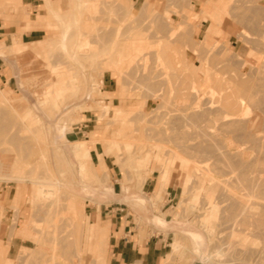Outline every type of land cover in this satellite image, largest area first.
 I'll list each match as a JSON object with an SVG mask.
<instances>
[{
  "label": "rangeland",
  "instance_id": "obj_1",
  "mask_svg": "<svg viewBox=\"0 0 264 264\" xmlns=\"http://www.w3.org/2000/svg\"><path fill=\"white\" fill-rule=\"evenodd\" d=\"M61 2L19 6L45 28L0 14V41H23L0 49V264H111L114 223L153 264H264L245 188L264 178V0Z\"/></svg>",
  "mask_w": 264,
  "mask_h": 264
},
{
  "label": "crops",
  "instance_id": "obj_2",
  "mask_svg": "<svg viewBox=\"0 0 264 264\" xmlns=\"http://www.w3.org/2000/svg\"><path fill=\"white\" fill-rule=\"evenodd\" d=\"M5 1L9 2L10 5L7 8L2 7L0 5V14H2L3 16H7V15L11 16V18H18L19 17V10H22L23 22L21 23V26H22L21 30L29 29L32 27H44V28L46 27L44 25V23H41L38 21V17L42 14L38 13L36 18H29L26 10H23V9H21V7H19L22 4V2L29 3L30 5H35L38 3V0H5ZM61 1L62 0H42L43 5L45 7L46 15L51 10H56L57 8H59V6H57L55 4L58 3L59 5H61V3H62ZM7 9L10 10L11 13H7ZM31 31H33V29L29 30V32H31ZM19 32L20 31L18 30L16 33L19 34ZM66 34H67V31L63 35L62 44L64 46H65V35ZM21 43H23V41L18 39L17 36L12 35L11 41L8 44H3L0 41V49L8 48L12 45H13V49H18V48H21V46L18 45ZM105 137L106 136H105L103 131H96V132H94L92 138H90L88 140H84V141L87 143H90L91 145H94L95 142L101 141ZM79 142H82V141H79ZM86 146L88 147V154H87V156H88V155H90V151H89L90 146H88V145H86ZM111 149H112L111 147L108 148V150H111ZM98 154H96V155L98 157V162H100L99 166H101L102 164L105 166L104 174H106L107 166L103 161V152L98 151ZM146 159H147V156H145V160ZM149 159L150 158H148V161H149ZM160 174H161V171H160ZM160 174L158 176V179L160 182V187H159V190L157 192H155V198H158L160 196L161 190L164 189V187L168 181V176H166L165 179L160 180ZM113 228H114V231L116 233L112 239V248H111V257H110L111 258V264H126V263L128 264V263L134 262L137 259H139L141 262H143V264H153V262L155 261V258H156V253H155V249H151V250L149 249L148 241L145 242L144 245L139 247L137 245L136 240L134 238H131L129 235L126 234V232L124 231V226L120 230V227L114 223ZM88 229L89 230L92 229L95 232H98L101 229H106L107 232H109L108 226L102 225L99 223H96V224L88 227ZM87 245H88L87 247L90 250H92V252H93V250H94L93 245L91 243H88ZM159 262H158V264H159Z\"/></svg>",
  "mask_w": 264,
  "mask_h": 264
},
{
  "label": "bare ground",
  "instance_id": "obj_3",
  "mask_svg": "<svg viewBox=\"0 0 264 264\" xmlns=\"http://www.w3.org/2000/svg\"><path fill=\"white\" fill-rule=\"evenodd\" d=\"M262 9H263V8H262ZM262 9H261V10H262ZM261 14H262V13H261ZM261 45H262V44H261ZM260 48H261V47H260ZM261 49H262V48H261ZM261 61H262V60H261ZM262 63H263V62H262ZM262 63H261V64H262ZM263 64H264V63H263ZM263 64H262V65H263ZM262 65H261V66H262ZM258 66H259V65H258ZM261 66H260V67H261ZM263 66H264V65H263ZM263 66L261 67V69L264 68ZM253 68H254V67H253ZM254 69H255V68H254ZM261 69H260V70L258 69V72H259L260 74L262 73L261 71L264 70V69H263V70H261ZM246 71H247V69H246ZM245 74H246V73H245ZM257 74H258V73H257ZM263 74H264V71H263V73H262L261 75H263ZM252 75H253V73H252ZM259 76H260V75H259ZM259 76H258V78H259ZM263 76H264V75H263ZM248 77L250 78L249 75H248ZM252 77H253V76H252ZM250 79H251V78H250ZM253 79H254V78H253ZM256 79H257V78H255V80H256ZM259 79H260V80L257 79V80L259 81L258 84L261 86L262 84H264V81L262 82V80H264V77H263V79H261V78H259ZM260 83H262V84H260ZM250 84H251V83H250ZM255 84H256V83H255ZM255 84H254V85H255ZM258 84H257V85H258ZM257 85H256V86H257ZM252 86H253V85H252ZM262 86H263V85H262ZM262 86H261V91L259 90L260 92H262V91L264 90V89H263L264 86H263V87H262ZM255 88H256V87H255ZM255 88H254V90H255ZM252 89H253V88H252ZM262 89H263V90H262ZM249 90H251V89H249ZM257 90H258V89H256L255 91H257ZM259 91H258V92H259ZM253 93L255 94V92H253ZM247 94H248V93H247ZM259 94H260V93H259ZM262 94H263V93H262ZM256 96H257V95H255V97H256ZM246 99H247V97H246ZM254 101H255V100H254ZM262 101L264 102L263 99L261 100V102H262ZM255 102H259V101H257V99H256ZM255 102H254V103H255ZM255 104H256V103H255ZM260 104L263 105L262 103H260ZM261 105H259V106H261ZM255 106H256V105H255ZM263 109H264V108H263ZM260 110H261V109H260ZM263 111H264V110H263ZM263 114H264V113H263ZM253 116H254V115H253ZM260 117H262V116H260ZM263 117H264V116H263ZM258 119H259V117H258ZM261 120L264 121V118L261 119ZM252 121H253V120H252ZM258 122H259V120H258ZM258 122H257V123H258ZM260 122H261V121H260ZM244 123H245V122H244ZM251 123H252V122H251ZM249 124H250V123H249ZM263 126H264V125H263ZM263 129H264V128H263ZM28 131H29V130H28ZM263 135H264V134H263ZM263 137H264V136H263ZM263 137H261V138L263 139ZM259 138H260V137H258V139H259ZM261 138H260V139H261ZM254 139H255V138H254ZM254 139H253V140H254ZM258 139H257V140H254V141L256 142V141H258ZM260 139H259V140H260ZM253 140H251V141L253 142ZM263 140H264V139H263ZM260 142H262V141L260 140ZM260 142H259V143L256 142V145L258 146V145L260 144ZM263 142H264V141H263ZM263 142H262V143H263ZM233 145H234V144H233ZM251 145H253V144H251ZM228 146H229V151H230V153H232V155H233L234 152H231V150H232V148H234V147L231 148L230 145H228ZM231 146H232V142H231ZM257 146H255V147L257 148ZM259 146H261V147H260V149H261L264 145L261 144V145H259ZM253 147H254V145H253ZM255 147H254V148H255ZM74 148L77 149V150H80L81 153H82L84 156H87V154H88V147L85 145L84 142H77V143H75ZM254 148H252L251 150L253 151ZM256 148H255V151H256ZM248 149H249V148H248ZM260 149H259V150H260ZM263 149H264V147H263ZM263 149H262V151H259V152H261V153H260L261 155L263 154ZM239 151H240V153H241L242 150H239ZM239 151H238V152H239ZM235 152H236V151H235ZM255 153H256V152H254V154H255ZM257 153H258V150H257ZM257 153H256V154H257ZM228 154H229V153H228ZM236 154H237V153H236ZM236 154H234V155H236ZM241 154H242V153H241ZM229 155H231V154H229ZM234 155H233V156H234ZM257 155H258V154H257ZM233 156H232V157H233ZM240 156H241V155H240ZM240 156H239V157H240ZM247 156H249L248 153H247ZM255 156H256V155H255ZM255 156L252 155L253 158H254ZM258 156H259V155H258ZM234 157H235V156H234ZM256 158H257V157H256ZM259 158H260V157H259ZM234 159H235V158H234ZM237 159H238V157H237ZM237 159H236V160H237ZM249 159H252V158L250 157ZM249 159H248V158H247V160H243V159L241 160V159H240V161H242V162H244V161L247 162V164L245 163L246 165L244 164V166H242L243 169H244L245 167H247V165H253V164H254V163L251 164V162H254L253 159H252L251 162L249 161ZM262 159L264 160V154L261 156V160H262ZM236 160H235V161H236ZM232 161H233V160H232ZM240 161H239L238 165H240V164L242 163V162L240 163ZM255 161H257V160H255ZM237 162H238V161H237ZM237 162H236L235 164H237ZM248 162H249L250 164H248ZM230 163H231V162H230ZM233 163H234V162H233ZM257 163L259 164V161H258ZM263 163H264V162H262V164H263ZM231 165H232V163H231ZM231 165H230V166H231ZM256 165H257V164H255V166H256ZM228 166H229V165H228ZM261 166H264V165H261ZM261 166L259 167L260 170H261ZM233 167H235V166H233ZM228 168H231V167H228ZM233 169H236V167L233 168ZM263 169H264V168H262V170H263ZM260 170H259V172H260ZM262 170H261V172H262ZM244 171H246V170H244ZM263 171H264V170H263ZM262 173H263V172H262ZM256 177H257V176H256ZM262 177H263V176H262ZM261 179H262V181H260ZM261 179H260V177H259V179H258V178L256 179V180H258V181H256L255 178H254L253 181L255 180V185H254V184H251V187H250V186H246L245 188H246V189H247V188H250V189L252 190V191L250 192V195H251L252 197L255 198L254 202L252 203V206L255 208V211H258V212H256V213H258V215H259L260 217L264 218V180H263L264 178H261ZM230 180H231V179H230ZM227 181H229V180H227ZM230 182H231V181H230ZM256 182H258V183H256ZM260 183H261V184H260ZM259 187H260V188H259ZM56 190H57V189H56ZM56 190H55V191H56ZM35 191H36V189H35ZM42 191H43V190H42ZM40 192H41V191H40ZM48 192H50V190H49V191H45V190H44L43 193H48ZM60 192H61V191H60ZM61 193H62V192H61ZM248 193H249V192H248V190H247V194H248ZM50 194H52V192H50ZM59 194H60V193H59ZM55 195H56V193H55ZM55 195H54V196H55ZM231 195H232V194H231ZM62 196H63V195H57L56 197H52L51 199H53V200H52V202H51L50 204L56 205L58 208L60 207L59 209H64L65 207L68 208V209H69L70 207L73 208L74 206H72L71 204H69L68 201H67L66 199H64V198L67 196V194L64 195L65 197H62ZM236 196H237V195H236ZM243 197H244V195L242 196V198H243ZM70 198H71V197H70ZM240 198H241V197H240ZM240 198H239V199H240ZM47 199H48V198H47ZM71 199H72V198H71ZM48 201L50 202L51 200L48 199ZM69 201H71V203H72V200H69ZM73 203H74V201H73ZM246 204H247V203H246ZM53 205H52V206H53ZM60 205H61L62 207H61ZM232 205H233V204H232ZM234 205H235V204H234ZM63 206H65V207H63ZM210 206H212V213H216L217 210L215 209V206L212 205V204H211ZM235 206H236V205H235ZM245 206H246V205H245ZM245 206H244V207H245ZM231 207H232V206H231ZM246 207H247V206H246ZM246 207L244 208L245 210L248 208V207H247V208H246ZM53 208H54V206H53ZM210 208H211V207H210ZM234 208H235V207H234ZM54 209H56V207H55ZM73 209H74V208H73ZM242 209H243V208H242ZM248 209H249V208H248ZM64 210H66V209H64ZM210 212H211V211H210ZM242 212H244V211L242 210L241 213H242ZM55 213H56V212H55ZM241 213H240V214H241ZM53 215H54V212H53ZM235 216H236V215H235ZM238 216H239V215H238ZM67 218H68V217H66V219H67ZM63 219H64V218H63ZM237 219H238V218L236 217V220H237ZM69 220H70V219L68 218V220H66V221H67L68 223H70ZM206 221H207V219H206ZM64 222H65V221H64ZM236 222H237V221H236ZM68 223L65 222V224L70 225V224H68ZM203 223H204V222H203ZM59 224H60L61 227H63V226H62L63 223H62V224L59 223ZM238 224H239V223H238ZM236 225H237V223H236ZM236 225H235V226H236ZM239 225H240V224H239ZM53 226H54V225H52V227H53ZM56 226H57V224H55V227H56ZM55 227H54V228H55ZM57 227H58V226H57ZM61 227H58V228H61ZM70 228H71V227H70ZM56 229H57V228H55V232L57 231ZM61 231H62V230H61ZM66 231H67V230H66ZM50 232H52V231H50ZM68 232H69V229H68ZM68 232H67V233H68ZM57 233H58V232H57ZM57 233H56V234H57ZM67 233H66L67 236H65V234H63L64 236H63V235H62V236H61V235H60V236H59V235L57 236L55 233H54V234L52 233V235H53L52 237H53V238H50V237H49L48 241H50V242H52V243H53V242L56 243V242H58V241H59V242H62L61 240H63V241H65L66 244L68 245L67 242H68L69 240L67 239V237L70 235V232H69V234H67ZM229 236H230V235H229ZM52 239H53L54 241H53ZM37 242H38V241H37ZM175 242H176V240H175ZM52 243H51V244H52ZM66 244H65V246H67ZM176 245H177V243H175L174 248L176 247ZM53 246H54V245H53ZM64 248H65V247H64ZM258 250H259V249H258ZM66 251H67V250H66ZM259 251H260V250H259ZM210 252H211V251H210ZM212 252L215 253V254L212 253V255H213V256L215 255V257H216L215 260H216V259H219V258H217V256H216V255H219V251H216V252H215V251H212ZM168 253H169V252L166 251V253L160 258V260H159V261H160V262H159L160 264H163V263L168 259V257H169V256H168ZM258 253H259V252H258ZM169 255H170V253H169ZM170 256H171V255H170ZM213 258H214V257H213ZM210 260H211V258H210ZM212 260H213V259H212ZM210 262H211V261H210ZM207 264H210V263H207ZM234 264H235V263H234ZM238 264H239V263H238Z\"/></svg>",
  "mask_w": 264,
  "mask_h": 264
}]
</instances>
